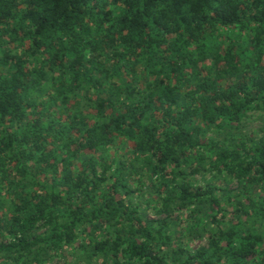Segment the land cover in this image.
<instances>
[{"label":"trees","instance_id":"obj_1","mask_svg":"<svg viewBox=\"0 0 264 264\" xmlns=\"http://www.w3.org/2000/svg\"><path fill=\"white\" fill-rule=\"evenodd\" d=\"M254 111L264 0H0V264H264Z\"/></svg>","mask_w":264,"mask_h":264},{"label":"rangeland","instance_id":"obj_2","mask_svg":"<svg viewBox=\"0 0 264 264\" xmlns=\"http://www.w3.org/2000/svg\"><path fill=\"white\" fill-rule=\"evenodd\" d=\"M264 122V117L261 111H254L250 113V116L247 119V124L246 127L248 129H257L259 126L262 125V123ZM203 244L205 243L204 241L199 242V244ZM196 245L193 242V246Z\"/></svg>","mask_w":264,"mask_h":264}]
</instances>
